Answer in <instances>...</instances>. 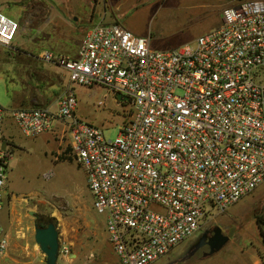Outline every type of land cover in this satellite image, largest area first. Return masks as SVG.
Wrapping results in <instances>:
<instances>
[{
    "label": "built area",
    "instance_id": "1",
    "mask_svg": "<svg viewBox=\"0 0 264 264\" xmlns=\"http://www.w3.org/2000/svg\"><path fill=\"white\" fill-rule=\"evenodd\" d=\"M219 27L162 52L120 23L99 21L75 57L44 51L67 85L47 106H0L3 130L35 138L57 128L82 170L92 209L105 217L120 264H154L264 183V0H224ZM20 24L0 12V46ZM100 86L122 110L118 134L76 116L74 87ZM0 148V209L11 154ZM51 173L43 175L49 179ZM9 238L0 225V258ZM71 255L59 243L58 261ZM45 264V263H44Z\"/></svg>",
    "mask_w": 264,
    "mask_h": 264
},
{
    "label": "rangeland",
    "instance_id": "2",
    "mask_svg": "<svg viewBox=\"0 0 264 264\" xmlns=\"http://www.w3.org/2000/svg\"><path fill=\"white\" fill-rule=\"evenodd\" d=\"M22 1L0 0L1 13L17 22L22 20L13 44L8 48L0 46V106L4 109L12 106V100L22 102L32 97L37 78L35 74L33 77L21 75L20 71H28V68H23L28 63L18 61V53L30 52L29 45L41 44L47 34H50L48 42L78 31L82 39L86 30L102 19L101 16L108 19L111 13H115L119 21L136 35L150 30L155 35V41L165 47L192 45L199 34L220 23L221 7L225 4L224 0H151L147 5L146 0L143 3V0H128L123 1L116 11L115 6L121 0H110L111 5L98 0L93 19H90L92 9L86 0H25V6L21 4ZM154 5L155 13L151 14ZM61 16L67 18L70 28L62 23ZM40 18L42 21H39ZM40 22L44 24L43 32H39ZM55 68V82L67 85L66 74ZM64 88H58L56 99ZM74 93L77 97L76 116L100 128L106 139L116 138L122 123V110L112 97H109L105 107H97L106 90L100 86H75ZM50 99H54L53 95ZM8 127L16 139L15 144L20 147L13 149L10 170L7 172L10 187L3 188V196L7 198L10 192L37 196L28 199V208L55 224L59 243L68 246L71 252L68 259L62 258L58 264H120L107 241L105 217L92 209L84 174L71 157L67 139L51 138L52 133H57L59 137L57 128L38 137L27 138L15 127ZM48 138H51L49 142ZM5 141L8 142V139ZM44 153H48V158ZM46 173H51L49 179L43 178ZM261 220H264V183L228 210L211 212L193 237L154 264H173L175 261H179L176 264H200L204 261H218L219 264H249L256 261L264 264V225L258 223ZM20 226L27 229V237L13 239L12 242L9 240L7 256L0 258V264H44L45 256L34 241V217L26 214ZM216 226L225 234H230L228 244L209 258L203 259L199 253L181 261L190 245L205 230ZM26 245L29 246L28 250L24 249Z\"/></svg>",
    "mask_w": 264,
    "mask_h": 264
},
{
    "label": "crops",
    "instance_id": "3",
    "mask_svg": "<svg viewBox=\"0 0 264 264\" xmlns=\"http://www.w3.org/2000/svg\"><path fill=\"white\" fill-rule=\"evenodd\" d=\"M4 1V0H3ZM25 0H23L21 2L22 5L25 6L24 3ZM88 2V5H91V17L90 19H93V13L95 11V6L96 4H98V0H86ZM123 1H128V0H121L120 4H117L115 6V10L118 11L121 4H123ZM155 1V0H154ZM103 2L107 5V2L111 5L110 0H103ZM145 2V0H143L141 3ZM151 2V0H146V3L148 5V3ZM92 4L93 7H92ZM225 5V4H224ZM217 7V6H215ZM219 7V5H218ZM217 7V8H218ZM224 6L221 7V10ZM151 14L155 13V5L154 7H152V9L150 10ZM25 14V13H24ZM56 15V14H55ZM60 15L58 14L57 17H59ZM62 19H60L62 21V23L65 24V26L67 28H70L71 25H69V23L67 22V18H65L64 16H61ZM102 19L100 21H104L106 23H112V22H117L120 23L122 26H124L119 19L117 18V16H115V13H111V16L106 19L104 16H101ZM150 19V18H149ZM148 19V22H150V20ZM20 20L18 23L21 24ZM39 21H42L41 18L39 19ZM72 21H76V19H73ZM222 22V19L220 21V23H215L213 25V28H210L209 30L205 31L208 32L212 29H215L217 27L220 26ZM42 22H40V30L39 32H43V26ZM126 28V26H124ZM127 29V28H126ZM128 30V29H127ZM129 31V30H128ZM131 32V31H130ZM203 32V33H205ZM133 33V32H132ZM201 33V34H203ZM134 34V33H133ZM201 34H199L198 36H200ZM136 35V34H135ZM46 40H42L41 44L39 45H29V51L30 52H21L18 53V61L20 60L21 62L24 63H28V65H24L23 68H28V71L21 72L22 74H25V76L27 77H33L35 74V77L37 78V82H35V88L33 89V93H32V97H30L27 100H24L22 102H15L14 100H12L11 105L9 109H19V108H30V107H43V106H47L51 109L55 108V103H56V94L59 91V89L64 88V84L62 82H55V79L57 80V78L55 77V73L53 71V69L59 68L61 69V71L66 74V72L60 68L57 67L55 65L52 64H48L44 61H42L40 59V54L44 51H52L58 54H62V55H66L69 57H75L78 51V48L81 44V35L78 32H71L69 34H63L62 38H59V40H55V41H50L48 42L47 39L50 36V34L45 35ZM137 36H142V37H148L149 38V46L151 49L156 50V51H168L171 50L173 48L176 47H180L179 44L178 46H171V47H165L163 45H161L159 42L155 41V35L153 34L152 31L150 30H145V32L142 35H138ZM197 36V37H198ZM196 37V38H197ZM26 44V43H25ZM34 49H37L36 51L33 52ZM14 57H12L13 59ZM55 68V69H56ZM30 73H32V76H30ZM67 76V74H66ZM59 88V89H58ZM58 89V90H57ZM63 92V91H62ZM53 95L54 99H50V96ZM57 133H52L51 138L55 139L59 137L56 135ZM3 135L5 139H8V143L10 147H7V145L2 144L1 145V149L3 150H7V148H9V152L11 154V158L9 160L8 163V167L6 170V174H5V181H4V189H7L10 187V182L9 179L7 177V172L10 170V164H11V160H12V154L13 153V149L16 147H20L17 146L15 144V138L12 137L10 129L8 126H6L3 130ZM51 138H48V142L51 140ZM67 141H68V137H67ZM19 145V144H18ZM48 153H44V156L46 158H48ZM31 198H37V196H33V194L26 196L25 194H17L16 192H10V194L8 195L7 198H5L3 196V206L0 209V225L3 227L5 233L7 234V237L9 238V240L12 242L13 239L16 240H22L25 239L27 237V229L25 230L24 228H22L20 225L22 224V218H24L26 216V214L28 216H30V218H33L34 215H36L30 208H28V199ZM30 206V205H29ZM264 225V224H263ZM264 228V226H263ZM105 229V227H104ZM24 249H29V246L26 245L24 246ZM7 256V254H6ZM5 256V257H6ZM17 263H19L18 261H16ZM22 264H32V262H21ZM200 264H219L218 261H204ZM249 264H258L256 261L254 262H250Z\"/></svg>",
    "mask_w": 264,
    "mask_h": 264
},
{
    "label": "water",
    "instance_id": "4",
    "mask_svg": "<svg viewBox=\"0 0 264 264\" xmlns=\"http://www.w3.org/2000/svg\"><path fill=\"white\" fill-rule=\"evenodd\" d=\"M210 234L211 236L207 238L206 233H204L191 247L182 261L190 259L203 246H206L208 250L202 255V258H209L221 251L230 240V234H225L218 226L212 228ZM34 241L41 253L45 256V264H58L59 240L54 223H49L45 228H39L35 223Z\"/></svg>",
    "mask_w": 264,
    "mask_h": 264
},
{
    "label": "flooded vegetation",
    "instance_id": "5",
    "mask_svg": "<svg viewBox=\"0 0 264 264\" xmlns=\"http://www.w3.org/2000/svg\"><path fill=\"white\" fill-rule=\"evenodd\" d=\"M36 216V217H35ZM34 216V224L36 223L37 225H38V227L39 228H45V227H47L48 226V224L49 223H53L51 220H46L44 217H42V216H40V214H36ZM258 223H259V221H258ZM210 230L211 229H207V230H205L201 235H200V237L204 234V233H206V237L208 238L209 236H211V234H210ZM207 232H209V233H207ZM200 237H198V239L200 238ZM198 239H196V241L198 240ZM195 241V242H196ZM195 242L194 243H192L191 245H190V247H189V250L191 249V247L195 244ZM188 250V251H189ZM207 250H208V248L206 247V246H203L202 248H200L191 258H193V257H195L196 255H198L199 253H201V255H203L205 252H207ZM190 258V259H191ZM189 260V259H188ZM182 261V260H181ZM177 262H179V261H175V262H173V264H176Z\"/></svg>",
    "mask_w": 264,
    "mask_h": 264
},
{
    "label": "trees",
    "instance_id": "6",
    "mask_svg": "<svg viewBox=\"0 0 264 264\" xmlns=\"http://www.w3.org/2000/svg\"><path fill=\"white\" fill-rule=\"evenodd\" d=\"M259 223H261V224H264V220H263V221H262V220H261V221H259Z\"/></svg>",
    "mask_w": 264,
    "mask_h": 264
},
{
    "label": "bare ground",
    "instance_id": "7",
    "mask_svg": "<svg viewBox=\"0 0 264 264\" xmlns=\"http://www.w3.org/2000/svg\"><path fill=\"white\" fill-rule=\"evenodd\" d=\"M76 258V257H75Z\"/></svg>",
    "mask_w": 264,
    "mask_h": 264
}]
</instances>
